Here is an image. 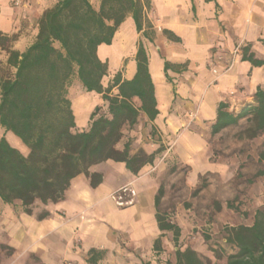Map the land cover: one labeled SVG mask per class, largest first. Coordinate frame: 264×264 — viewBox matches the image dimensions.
Wrapping results in <instances>:
<instances>
[{"label": "crops", "instance_id": "0c3cea01", "mask_svg": "<svg viewBox=\"0 0 264 264\" xmlns=\"http://www.w3.org/2000/svg\"><path fill=\"white\" fill-rule=\"evenodd\" d=\"M57 1L0 0L1 64H6L7 49L22 52L35 40L40 16ZM141 2L140 31L128 15L111 43L98 45L97 54L107 61L110 73L123 68L122 78L131 79L138 46L145 50L156 114L150 118L141 112L137 123L126 131L130 153H153L152 161L137 174L122 161L108 159L93 165L91 170L102 173V181L92 187L85 175H77L62 200L45 206L49 215L43 219L26 213L20 201L0 202V242L14 249V259L27 264L28 256L36 254L45 264H59L64 258L82 260L90 247L114 245L116 232H125L134 242L149 241L162 232L156 212L162 214L165 204H204V193L208 201L220 200L218 185L235 175L231 167L236 165L225 163L224 151H230L231 162L260 160V151L250 145L232 149L243 142L257 144L264 135V129L252 132L251 114L216 131L213 128L220 111L237 116L246 105L256 104L254 94L258 87L264 88V66L242 59L244 46L264 59V0ZM237 45L241 50L233 55ZM92 93H79L85 101L82 107L72 102L78 130L88 126L97 105L98 94ZM12 142L20 145L14 137ZM235 167L241 178L254 175L247 164ZM165 174L167 181H162ZM124 185L133 187L136 197L120 206L110 195Z\"/></svg>", "mask_w": 264, "mask_h": 264}, {"label": "trees", "instance_id": "16d2710c", "mask_svg": "<svg viewBox=\"0 0 264 264\" xmlns=\"http://www.w3.org/2000/svg\"><path fill=\"white\" fill-rule=\"evenodd\" d=\"M142 10L141 0H100L97 9L90 0H58L40 16L36 38L25 50L7 49L6 64L14 72L3 75L0 63V202L20 201L26 213L43 219L49 215L45 206L62 200L77 175H85L92 187L102 181V173L91 170L93 165L108 159L122 161L137 174L144 164L151 163L153 153H130V138L121 148L117 146L141 112L150 118L156 114L145 50L138 46L136 72L131 79H123L118 70L107 86L102 79L108 72V63L97 54L98 45L110 44L128 15L140 31ZM242 59L264 66V59L256 58L248 46L242 47ZM73 79L85 92L100 94L107 103V112L100 113V107H94L88 126L82 130L76 128L68 96ZM113 88L117 93L112 95ZM254 101L255 105H246L233 118L220 111L213 131L247 114H251L254 124L252 132L263 130L264 88H257ZM8 136L16 138L20 145L15 146ZM259 159L264 160V148ZM161 194L160 188L156 206ZM37 204L42 206L39 211H35ZM156 219L159 229L172 231L177 242L180 227L158 209ZM227 231L225 242L232 251L223 262L203 260L196 250L177 247L174 264H264V207L255 210L250 225L239 224ZM158 243L157 238L154 247ZM0 251H5L7 258L14 253L5 242H0ZM103 253L90 247L86 263L104 264ZM215 255L221 259L219 251Z\"/></svg>", "mask_w": 264, "mask_h": 264}, {"label": "rangeland", "instance_id": "374dc122", "mask_svg": "<svg viewBox=\"0 0 264 264\" xmlns=\"http://www.w3.org/2000/svg\"><path fill=\"white\" fill-rule=\"evenodd\" d=\"M90 2L96 9L99 7L100 0H90ZM4 43L6 44V42ZM1 67L3 75H12L14 72V68L7 64H1ZM112 76L113 74L108 70L102 79L104 86L110 83ZM81 92L86 96L93 94L92 92H85L79 86L77 80L73 79L68 90V96L74 105L81 106L83 104L84 100L78 96L82 94ZM116 93L117 90L115 88L110 91L112 95ZM96 96L98 100L97 105L100 107L99 112H107V103L101 100L100 94ZM133 102L136 105L139 103L136 98L133 99ZM127 135L128 132L125 130L124 137L117 144L119 148L127 140ZM8 137L10 142L13 143L12 137ZM236 141L237 139L234 140V142ZM248 145L257 148L258 152L261 151L264 148V135L258 140L257 144L243 142L239 147L232 145V149L236 151L240 148L241 150ZM222 147L225 150L229 148L228 145H222ZM22 150L25 151L26 149L22 148ZM224 152L226 154L225 163L229 165L236 163V165L239 164V167L247 164L249 170L254 172V175L250 178H241L239 175V173L241 174L240 170L238 168L234 170V168L236 169V165H232L231 170L235 175L231 178H225L224 184L218 185V192L220 191L218 194L220 196L219 201H208L206 193H204V204H165L166 207L164 206V209L166 210H161L162 214H167L165 216L174 220L180 227L177 242L174 241L173 232L170 230L158 232L149 241L143 242L131 241L129 235L125 232H116L113 234V237L116 239L114 245L96 247L104 251L101 262L104 264H140L141 262H146L147 264H174L177 247L180 249L190 247L196 250L203 260L210 259L211 261L223 262L226 254L232 251L231 245L225 242L228 228L239 224L250 225L253 222L255 210L264 207V161L246 160L231 162L227 153L230 151L226 150ZM166 176L167 174L164 175L162 181H167ZM207 179L206 177L204 178V185L207 184ZM212 179L215 180L214 178ZM240 181H243V185H240ZM213 183L215 182L213 181ZM249 188L251 190L246 191ZM41 208L42 206L37 204L35 211H39ZM157 238L159 239V243L156 248L154 247V241ZM215 251H219L221 259L216 257ZM4 252L0 251V261L2 260V264H25L23 259L5 257ZM86 256L87 250L83 252L82 260L64 258L60 260L59 264H87L85 261ZM40 260L36 254H31L28 256L26 263L41 264L42 261Z\"/></svg>", "mask_w": 264, "mask_h": 264}, {"label": "built area", "instance_id": "2783aa9c", "mask_svg": "<svg viewBox=\"0 0 264 264\" xmlns=\"http://www.w3.org/2000/svg\"><path fill=\"white\" fill-rule=\"evenodd\" d=\"M241 46L237 45L232 54L236 55L240 52ZM215 71V69H214ZM136 195V191L130 185H124L118 188L116 191L111 193L110 197L120 206L129 205L134 201V197Z\"/></svg>", "mask_w": 264, "mask_h": 264}]
</instances>
